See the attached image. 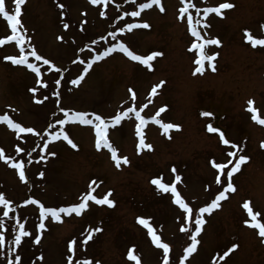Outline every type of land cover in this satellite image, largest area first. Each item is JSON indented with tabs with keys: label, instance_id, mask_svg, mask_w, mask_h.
I'll return each mask as SVG.
<instances>
[{
	"label": "rangeland",
	"instance_id": "obj_1",
	"mask_svg": "<svg viewBox=\"0 0 264 264\" xmlns=\"http://www.w3.org/2000/svg\"><path fill=\"white\" fill-rule=\"evenodd\" d=\"M142 2L146 0H136V4L107 0L105 6L104 0L97 5L90 0H26L21 20L31 37L28 43L51 59L57 68L66 70L62 73L30 57L29 62L41 69L37 76L27 65L4 59L21 54L15 41L5 40L0 45V114L7 113L13 121L40 133L39 136L17 135V130L7 122H0V148L6 155L25 162L27 177L26 181H21L18 170L0 159V192L13 201L7 217L2 216L4 206L0 205V218L5 222L0 231L6 234L4 247L0 249L3 253L0 264H7V259L16 254L21 255L23 264H66L68 243L73 239L77 241L74 260L89 258L93 264L96 260L101 264H135L127 256L132 249L141 264H162L163 250L152 243L148 229L137 217L151 218L149 223L157 235L170 245V264H179L183 249L191 242L195 216L185 221L187 214L175 204L173 195L158 190L151 180L175 182L177 191L195 213L222 190L216 177L221 175L222 180L224 177L213 161L227 164L232 160L234 164L239 154L250 159L233 174L236 191L227 194L220 202L221 207L202 214L205 223L197 234V250L187 257L185 264H213V257L216 264H264V242L258 229L245 225L244 221L250 217L243 208V203L249 201L264 222V147L261 146L264 125L251 118L247 105L252 99L257 114L264 119V45L253 47L244 32L248 29L254 38H264V0H192L201 9L199 14L195 9L189 10L194 21L199 16L206 24L205 27L197 25L201 35L204 39L219 38L222 42L220 46H204V55L218 53L213 61L216 71H211L206 61L205 72L197 75L192 73L200 50L191 49V45L201 41L191 34L187 14L183 20L178 18L182 0H161L163 12L153 5L139 17L124 15L138 10L136 5ZM222 2H230L234 7L222 9L223 16L210 13L203 17L205 7H215ZM5 4L10 13L14 12V0H5ZM60 4H64L63 9ZM101 11L106 15L101 16ZM143 21L150 27L124 33L117 31V27L125 23ZM64 23L69 24L68 29L63 27ZM112 32L116 35L111 36ZM11 34L10 25L0 14V38ZM92 40L97 43L91 44ZM120 42L138 55L148 56L153 52L163 55L154 57L149 68L117 49L94 62L79 84L70 83L83 72L92 56L111 43ZM28 43L23 46L25 54L31 50ZM57 79L61 81L59 85L55 83ZM160 81L165 83L155 95H150L153 86ZM32 88H36L37 93L33 94ZM129 89L135 92V99ZM54 92H59V97L53 95ZM45 96L47 99L43 100ZM36 99L43 102L37 103ZM61 107L86 112L89 118L96 113L106 119L117 111L135 107L145 117L146 122L141 127L145 142L153 147L138 151L136 125L139 121L134 113L129 114L107 131L118 155L127 156L130 161L117 168L108 149H96L94 125L69 122L56 125L54 129L48 127L64 118ZM162 107L164 111L159 112L157 119L179 124L180 129L165 130L150 119ZM202 112L213 115L202 116ZM209 123L239 146L236 157L228 153L237 149L231 144L224 145L219 133L208 131ZM60 128L78 147L73 149L61 137L49 142L44 149L49 133L59 132ZM17 146L25 148V152L18 153ZM28 152L32 153L31 163H28ZM49 152L55 155H47ZM44 156L47 158L41 159ZM173 166L176 173L172 172ZM40 172L44 175L40 176ZM177 174L181 176L180 181H175ZM92 181L95 184L90 189ZM109 189L114 206L89 200V207L80 215L62 213L61 220L56 221L49 214L44 220V229H39V206L23 203L33 197L46 207L59 208L80 202L89 190L102 198ZM17 218L32 233L31 237L22 238L20 246L13 243L12 225L17 223ZM93 227L102 231L94 233L86 245L82 244L83 236ZM182 227L187 231H181ZM10 232L12 234L8 235ZM37 234L41 236L39 243L34 242ZM233 243L238 247L223 261L219 260ZM13 247L17 248L16 253L10 251Z\"/></svg>",
	"mask_w": 264,
	"mask_h": 264
},
{
	"label": "snow or ice",
	"instance_id": "obj_2",
	"mask_svg": "<svg viewBox=\"0 0 264 264\" xmlns=\"http://www.w3.org/2000/svg\"><path fill=\"white\" fill-rule=\"evenodd\" d=\"M90 2L93 5H97L101 3V0H90ZM105 6H107V0H104ZM125 4L132 3L136 4V0H124ZM26 4V0H14V12L10 13L6 9L5 0H0V14L3 15L4 18H6L7 23L10 25L11 28V35H8L5 38H0V45H3L5 43V40L7 41H15L20 46V55L19 56H6L4 57L5 60L11 61L13 64L17 65H27L29 69H31L33 72L37 74V76L40 75L41 69L37 67L36 63H30L29 58H34L37 62H42L45 66H51V69H55L57 72H64L65 69L57 68V66L53 63L51 59L45 58L42 54L38 53V51L35 49L34 46H32L30 43H28L31 40V37L27 35V29L23 27L21 16H22V5ZM183 7L179 9V19H184L185 14H187V24L189 26V30L191 34L197 39L200 40V43L193 42L191 45V49H199L200 54L196 57L194 60V71L193 75L197 74H203L205 72V62H208V66L210 67V70L215 72L216 71V65L213 63V61L218 56V53H213L211 55H204V46L211 44L220 46L221 40L219 38H211V39H204V37L201 35V31L198 30L197 25H200L201 27H205L206 24L203 23L202 19L198 16L195 21L193 18L192 13L189 11L190 9H195L196 13L199 14L201 12V9L197 7L195 3L192 2V0H182ZM153 5H156L159 7V10L161 12L165 11L161 0H146V2H142L136 5L138 10H133L130 13L125 12L124 15H129L131 17H139L141 15V12L145 9L151 8ZM59 7L61 9L64 8V4H60ZM234 7V5L230 2H222L219 3L218 6L215 7H205L203 9V17H207L210 13H216L218 15L223 16L224 13L221 11L222 9H231ZM63 15V13H62ZM101 16H105L106 13L104 11L100 12ZM118 19H123V17H117ZM63 27L65 29L69 28L68 23H64ZM149 28L150 25L147 21H143L142 23H125L123 27H117V31L120 33H124L126 30L130 31L134 28ZM264 27V25H262ZM244 32L246 34V39L251 42L252 46L255 47L257 45H264V38H254V36L249 32L248 29H244ZM111 36H115L116 33L112 32L110 33ZM58 39H63V37H58ZM101 40L105 39L104 37L100 38ZM26 43H28V47L31 49L25 54V48L23 47ZM96 40H92L91 44H96ZM90 45H86V47H89ZM119 49L121 52L125 53L129 58H131L133 61H139L143 63L144 65H147L149 68L152 67L150 64V61L153 60L154 57L163 55V53L160 52H153L151 55L148 56H142L136 54L134 51L130 50V48L123 42L120 43H111L109 47H106L102 52H99L98 54L92 56L86 66L83 68V72L70 80V83L73 85H77L83 80L84 75L89 71V69L92 68L93 63L96 61H99L103 59L104 57L108 56L112 52ZM82 51V50H81ZM77 60H80V57H77ZM75 63V61H73ZM81 64H84L83 60H80ZM40 82V81H38ZM57 85L61 83L59 79L55 81ZM165 83V81H160L157 85L153 86L151 89L150 95H155L157 92V89L162 87V85ZM45 86H47L45 84ZM30 91L35 94L37 93L36 88L30 89ZM129 92L132 94L133 99H135V92L132 89H129ZM53 95L59 97V92H54ZM35 98V95H34ZM47 97L45 96L43 100H46ZM43 100L36 99L37 103H42ZM57 104H59V100H57ZM254 101L252 99H249L247 101L248 110L252 113V119L254 121H257L259 124L264 125V119H262L257 113L258 109L253 107ZM10 107V106H9ZM166 107V106H165ZM164 107H162L156 114V116L150 117V119L154 120L157 124H160L163 129H180L181 125L174 124V123H163L161 120L157 119V116H159V112H163ZM60 112L63 113L64 118L58 119L55 121V124H49V128H55L56 125H65L69 122H79L85 125H94L95 128V147L97 150H100L102 148H106L111 153V158L115 162V165L117 168L121 166V163L127 165L130 163L127 156H120L118 155V149L112 145L110 142L107 131L110 126H116L119 125L122 121V119L129 116V114L134 113L136 119L139 121V123L136 125V135L139 137V143L137 145V149H152V145L145 142L144 134L141 132V127L145 124V117L141 115L140 111H137L135 107H128L125 108L123 111H117L115 115L104 118L96 113H92L91 117L89 118V114L86 112H79V111H71L69 109H65L63 107L60 108ZM202 116L210 117L213 115L211 112H202ZM0 122H7L8 126L17 130V135L20 133H34L35 135L39 136L40 133L36 131L33 127H24L21 123L13 121V119L7 114H0ZM207 129L209 132L213 133H219V137L221 142L224 145L231 144L233 149H237V151L229 152L228 155L230 157H236L238 155L239 146L232 143L229 139L225 138V134L223 131H221L217 127H213L211 123L207 125ZM44 131H47L45 129ZM63 138L64 141H67L69 145L73 149L77 148L78 145L73 142L72 139H70L68 133L63 129L60 128L59 132L52 131L48 135V139L44 141V149H47L48 143L51 141H56L60 138ZM262 147H264V142H262ZM42 149V150H44ZM16 151L18 153L25 152V148L17 146ZM35 151V149H33ZM28 163H31L32 161V153L28 152ZM49 156H54V152L47 153ZM47 157H41V159H46ZM0 159H3L6 162H10V166L14 167L18 170L19 179L21 181H26V173L24 168V161L17 160L13 157H10L5 154V150L3 148H0ZM250 158L246 155L239 154L238 158L235 159L234 164L232 160H229L227 164L223 163H216L213 161L214 167L216 169H219L221 173L223 174L224 179L222 180L221 175H217L216 177V183L221 186L222 190H220L216 195L215 198L212 199L209 203H207L205 206L199 207L198 210L195 211L189 206V203H186L185 200L181 197L180 193L177 191V187L175 182L169 184V183H163L162 179L160 178H153L151 180V183L156 185L158 190H162L165 193H171L173 195V199L175 204L179 205L181 209L185 211L187 214L185 216V221L191 220L192 216L194 214V231L191 233V242L183 249V256L179 258V264H185V260L187 257L194 253L197 250V245L199 243L197 239V234H199L202 231V225L205 223V220L203 219L204 213H211L214 209H218L221 207L220 202L225 200L227 198V194L231 192H235L236 188L234 184L232 183V177L233 174L238 172L240 170V167L243 163L248 161ZM228 165H233L231 168L228 167ZM175 166L172 167V172L176 173ZM40 176H43L44 173L40 172ZM181 176L177 174L175 176V181H180ZM95 184V181H92L89 185V188H92V185ZM111 189L108 190V192L102 197L99 198L95 195H93L92 190H89L87 193H85L82 198L80 199V202L74 203L68 206H62L59 208L55 207H46L40 200L35 199L33 197H29L28 199H25L23 203L25 205L33 204L39 206V215H40V223H39V229H44L46 227L44 220L47 216H50L54 218L56 221L61 220V214L65 215H71L73 213L80 215L84 210H86L89 207L88 201L91 200L99 205H108V206H114L115 202L110 199L111 196ZM13 201L11 199L6 198L5 193L0 192V205H3V212L2 216L7 217L9 215V212L11 211L10 205H12ZM243 208L247 210V215L250 217V220L246 219L244 221L245 225H248L250 227H254L255 229H258V235L261 238V241L264 242V222H261V219L258 218L261 216V214L257 211L254 212L252 207H250V202L245 201L243 203ZM151 218H144V217H137L138 222L141 225H144L148 229V234L151 236L152 243L155 244L157 247L163 250V257H162V264H170V245L168 243H165L161 240V237L157 235L156 231L153 229V226L151 223H149V220ZM5 227V222L2 218H0V229H3ZM102 231L99 227H93L90 229V231L87 232L86 235L83 236V240L81 241L82 244L86 245L87 242L92 239L94 233ZM181 231H187L185 228H181ZM12 232H15L13 243L16 246H20L22 242V238L24 237H31L32 233L27 231L25 228V224L20 223L19 219L17 218V223L15 225H12ZM12 233H8V235H11ZM6 240V234L2 231H0V249L4 247ZM41 240V236L39 234L35 235L34 242L39 243ZM77 241L75 239L69 241L68 243V255L66 257V264H93V261L89 258L80 260L76 259L74 260L75 255V248L74 245H76ZM238 245L236 243H233L231 247L227 249V251L223 252V255L219 256V260L223 261L225 257L229 255L234 249H236ZM12 253H16L17 248L13 247L10 250ZM3 253H0L2 255ZM128 258L131 261H135V264H141L140 258L137 255L133 254V250L129 249L127 253ZM40 259H43V256L41 255ZM7 264H23L22 257L19 254L14 255V258L7 259ZM95 264H101L99 260L95 261ZM213 264H216V257H213Z\"/></svg>",
	"mask_w": 264,
	"mask_h": 264
}]
</instances>
